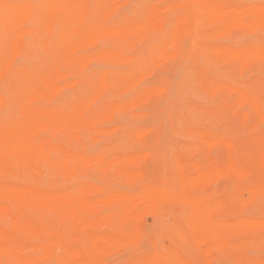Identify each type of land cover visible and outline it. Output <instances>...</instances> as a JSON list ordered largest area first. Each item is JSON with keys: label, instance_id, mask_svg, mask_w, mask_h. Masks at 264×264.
I'll return each instance as SVG.
<instances>
[{"label": "bare ground", "instance_id": "1", "mask_svg": "<svg viewBox=\"0 0 264 264\" xmlns=\"http://www.w3.org/2000/svg\"><path fill=\"white\" fill-rule=\"evenodd\" d=\"M132 2L0 0V264H116L117 255L119 264H264V218L251 210L264 204V77L242 80L264 66V41L221 43L264 33V3L146 0L126 12ZM145 39L147 54L122 47ZM93 61L105 67L92 69ZM168 67L186 74L168 78ZM190 83L216 99V108L199 109L209 125L193 118ZM154 100L146 123L107 127L117 113ZM78 125L114 139L101 154L72 160L79 152L58 131ZM180 134L196 139L195 153L218 158H190ZM161 153H181L171 175ZM86 167L117 180L82 179L73 195L69 183L87 177ZM49 168L64 179L41 186ZM166 202L181 208L178 224L164 220ZM147 209L157 225L166 222L169 246L138 225ZM107 223L118 227L95 230Z\"/></svg>", "mask_w": 264, "mask_h": 264}, {"label": "rangeland", "instance_id": "2", "mask_svg": "<svg viewBox=\"0 0 264 264\" xmlns=\"http://www.w3.org/2000/svg\"><path fill=\"white\" fill-rule=\"evenodd\" d=\"M145 1L146 0H133V2L128 6L129 8L126 7L128 9L126 10V8H125V9H123V11L126 10V12H128L132 6L140 7ZM165 1L168 3H171L172 0L171 1L165 0ZM175 1L176 0H174V2ZM251 1H253V0H251ZM256 1L264 3V0H256ZM257 39L264 41V33L256 34L253 32H239L237 35H234V36L222 37L221 43L231 45V46L237 45L238 43H240V45H246V44H249L253 41H256ZM149 41H150L149 39H145L142 41L137 40L135 43L124 42V43H122V47L126 51H140V52H143L144 54H147V52H148L147 51V45L149 44ZM100 44L98 45V47L104 46L103 45L104 43L101 46H100ZM98 47L95 46V48L94 47L93 48L96 50V48H98ZM94 49L93 50L91 49V51H95ZM21 60H23V59H21ZM90 66L92 69H101V68L105 67L103 64L96 62V61H93L90 64ZM219 67L221 69H223L224 72H226V70L230 69V63L225 62L223 64H220ZM162 69H163V67H162ZM254 71L256 74L252 75V74H254V73H252ZM259 73H260V76H259ZM261 73H262V75H261ZM166 74H167L168 78H172V79L174 78V79L179 80L183 76H185L186 73H185L184 69L177 72L176 69L168 67V68H166ZM263 77H264V66H257L255 68L247 69L242 74V80L247 84H252L253 82L258 81L259 79H261ZM64 90H68V92L67 93L62 92L61 95H64V94L67 95V94L71 93V90L68 88L64 89ZM186 97L188 98V104L194 108V110L192 111L193 118L203 125H209L211 123V119L208 117H203L200 114L199 109L201 110L203 108H211V109L216 108V99L213 97V95L210 94L209 92H207L206 90L199 88L195 84L190 83V84H188V92L186 94ZM155 103H156V101L154 100L150 104H141L138 108L128 109V110H125L123 112L117 113L113 117V119H110L107 121L106 125H107V127H110L112 125H118V124H125V125L126 124H137V125L144 124L148 121L146 119V117L144 116L145 113L151 111L154 108V105H156ZM228 123H229V120H224V124L228 125ZM58 135H59L58 136L59 141L62 143V145L65 148L73 150L75 152H79V153H69V156L71 159H72V157H74V158H76V157H90L92 155L94 156V155L101 154V153H95V152L100 151V149L102 148V146L104 144L109 143V142L113 141V139H114L109 132L96 130V128H91V127L86 126V125H78V126H75L72 128H66L63 130H59ZM178 139L188 149H190V151L192 153H187V154L192 159L199 160V161H207L209 158H212V159L218 158V156L216 154L210 155L209 153H195L196 151H195L194 147L197 144V141L194 137H189V136H186L184 134H180L178 136ZM191 145H193V146H191ZM105 154H106L107 158H115V157L119 156V153H105ZM125 154H128V153H125ZM129 154L135 155L138 153H129ZM180 154L181 153H161L158 156L159 160L162 162V167L166 168V171L164 174L165 176L171 175V170L173 171V169H175L173 167L175 164L174 162H177V159L180 156ZM245 155H246V157H251V156H253V153H246ZM41 163L45 165L44 161H41ZM72 164H73V161H72ZM85 173L87 174V177H83L81 174H79L74 178L75 179L74 181H73V179L70 181V182H72L71 184L69 183L70 191L73 195L76 193V190L79 188V186L85 181L91 180V181H94L93 183L97 182L96 184H98V183L101 184L103 181H108V180L109 181H116L117 180V177L113 176L111 173L101 171V170L94 168V167H86ZM217 175L219 177L220 174L218 173ZM84 178H86V179H84ZM63 179H64V177L62 175H59L56 173L54 174L53 170L51 168H49L46 176L43 178L38 177L37 182L41 186L51 187L54 182L61 183L63 181ZM117 183L120 186L126 184V182L123 180H119ZM121 187L125 188L123 186H121ZM231 188L233 189V187H231ZM169 203H171V202H169ZM169 203H168L169 206L167 205V202H166L167 206L165 204H164L165 206L162 204L163 205L162 211L164 210L163 214L165 213L164 214L165 216L163 215L164 220L168 218L166 222L170 221L169 222V226H170L174 222H176V224L179 223L178 220L180 217L176 216L175 212H177L176 214H180L181 208L177 207L176 204L174 205L173 203H171L172 204L171 205ZM170 207H172V208H170ZM169 210H171L174 213L170 212ZM251 210L256 216L264 218V204H262V203L261 204L260 203L255 204L251 208ZM143 211H146V213H149L150 215L147 214L148 215L147 216L146 213L144 214ZM147 211H148V209L138 212L137 219H136L138 225L140 227H143V228L149 230V231L154 230L155 232L157 231L156 233H160L158 236V240H159L158 243H160L159 245L160 246H169V244H170L169 241L164 237V231H165L167 226L165 225L163 227L161 225V224H166V222L160 221V225H157V223L155 222V220L153 218V215L151 214V210H150V212H147ZM30 213L32 215H39L40 214L39 210H36V209L30 210ZM141 213H143L142 215H144V216L141 215L142 218H140ZM169 215H172L174 217L170 218L171 216H169ZM140 219H142V220H140ZM158 224H159V222H158ZM117 227H118L117 224L107 223V224H104L100 227L99 226L96 227L95 230L108 231V230H111V229H114ZM149 228H152V229L150 230ZM77 232H78V234H81L83 236V238H84L83 241L87 242L88 235L85 234L80 228L78 229ZM29 254H33V252H30ZM114 257H113L114 259H112V261L116 262V264H119L118 259L119 260L123 259V256H120V255H117L118 258L116 256H114ZM86 264H96V263H86ZM215 264H218V263L216 262Z\"/></svg>", "mask_w": 264, "mask_h": 264}]
</instances>
